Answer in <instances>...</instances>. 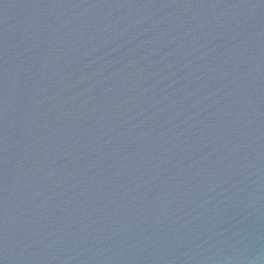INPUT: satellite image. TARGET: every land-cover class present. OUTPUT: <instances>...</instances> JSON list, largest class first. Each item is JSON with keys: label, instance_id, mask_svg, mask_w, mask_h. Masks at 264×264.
I'll use <instances>...</instances> for the list:
<instances>
[{"label": "water", "instance_id": "1", "mask_svg": "<svg viewBox=\"0 0 264 264\" xmlns=\"http://www.w3.org/2000/svg\"><path fill=\"white\" fill-rule=\"evenodd\" d=\"M0 264H264V0H0Z\"/></svg>", "mask_w": 264, "mask_h": 264}]
</instances>
